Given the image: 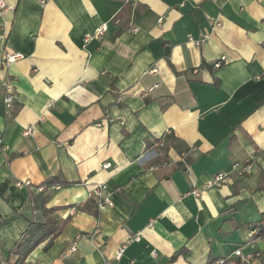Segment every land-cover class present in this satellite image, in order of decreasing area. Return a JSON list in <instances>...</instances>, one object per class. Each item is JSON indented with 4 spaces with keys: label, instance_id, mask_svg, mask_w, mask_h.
Returning a JSON list of instances; mask_svg holds the SVG:
<instances>
[{
    "label": "crops",
    "instance_id": "0c3cea01",
    "mask_svg": "<svg viewBox=\"0 0 264 264\" xmlns=\"http://www.w3.org/2000/svg\"><path fill=\"white\" fill-rule=\"evenodd\" d=\"M5 1L0 77L17 100L0 98V258L16 263L47 208L63 229L23 264H210L240 247L264 264V0ZM5 51L24 58L5 66ZM236 163L250 173L207 188ZM100 183L112 207L90 198Z\"/></svg>",
    "mask_w": 264,
    "mask_h": 264
},
{
    "label": "built area",
    "instance_id": "2783aa9c",
    "mask_svg": "<svg viewBox=\"0 0 264 264\" xmlns=\"http://www.w3.org/2000/svg\"><path fill=\"white\" fill-rule=\"evenodd\" d=\"M9 9L10 7L6 3V1L0 0V12H5ZM221 25H222L221 22L217 20L213 21L212 29H216L220 27ZM106 30H107L106 26H102L94 34L86 36L85 43H88L94 37L103 35L106 32ZM206 38H207V35H205L202 39H199V40L189 38V42L192 44H195L196 46H200L202 42L205 41ZM23 58H24V55L21 53L13 52V51H5L4 52V65L9 66ZM222 64L223 62L222 60H220L215 64V67L219 68L220 66H222ZM0 98L2 99V103L4 105L5 110L7 112H10L13 109L14 104L17 100V94H16L13 81L8 77L6 78L0 77ZM33 130H34L33 127H28L25 130L24 135L25 136L31 135L33 133ZM167 134H170V132L168 131ZM165 141H166L165 138H163L159 146L164 147ZM1 149L5 150L3 146L1 147ZM111 166H112L111 163H107L105 165V168L108 169ZM251 169H252L251 165L245 166L244 164L236 163L232 167V172L217 173L213 177L212 181L209 184H207V188L222 187L226 184H229L232 180L233 175L237 174L238 176L242 177L244 176L245 173H250ZM23 185H26L27 187H31L32 183L30 182H27V183L18 182L17 183V186L19 187ZM204 190L196 188V189H193L190 193L200 198ZM37 191L42 192L43 188L38 187ZM110 195H111V192L109 191L108 185L106 183L95 184L89 192L90 198L93 199L100 208H104L107 206L108 207L113 206V202L110 198ZM139 241H141V235L137 234L136 236H134L133 238H130L127 242L122 244L115 253L114 261L120 262L127 250L128 245L131 244L132 242H139ZM77 243H78V238L72 241L70 247L67 250V253L73 254L77 252L78 250ZM243 250L244 248L242 247L237 248L234 251H232L228 256L218 258L212 261L210 264H251L257 257L260 256L258 252L245 253Z\"/></svg>",
    "mask_w": 264,
    "mask_h": 264
},
{
    "label": "trees",
    "instance_id": "16d2710c",
    "mask_svg": "<svg viewBox=\"0 0 264 264\" xmlns=\"http://www.w3.org/2000/svg\"><path fill=\"white\" fill-rule=\"evenodd\" d=\"M55 180H50L45 186H40L43 191L48 187L55 185ZM0 193L5 195V188H0ZM54 209L44 208V222H31L30 227L22 235L21 239L15 244L14 248L11 250L10 255L14 254L18 257L15 264H23L27 257L38 247L40 244L49 240V244L55 240L61 233L63 226L59 227L58 222L52 217ZM3 223V217L0 215V224ZM254 238L260 239L264 238V226L258 227ZM0 264H9L7 260H2L0 258Z\"/></svg>",
    "mask_w": 264,
    "mask_h": 264
}]
</instances>
